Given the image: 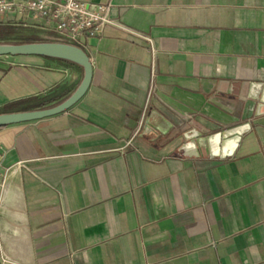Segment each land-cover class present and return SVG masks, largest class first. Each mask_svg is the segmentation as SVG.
Segmentation results:
<instances>
[{"label": "crops", "instance_id": "1", "mask_svg": "<svg viewBox=\"0 0 264 264\" xmlns=\"http://www.w3.org/2000/svg\"><path fill=\"white\" fill-rule=\"evenodd\" d=\"M82 1L117 23L86 42L89 90L0 128L6 264H264V0ZM0 26L53 35L17 11ZM83 77L0 56V109L57 106Z\"/></svg>", "mask_w": 264, "mask_h": 264}, {"label": "built area", "instance_id": "2", "mask_svg": "<svg viewBox=\"0 0 264 264\" xmlns=\"http://www.w3.org/2000/svg\"><path fill=\"white\" fill-rule=\"evenodd\" d=\"M12 11L43 19L53 33L51 42L68 44L83 50L89 39L99 38L106 27L117 25L111 16V5L82 0H0V14ZM146 39L153 46V41ZM1 161L0 154V163ZM6 262L0 249V264Z\"/></svg>", "mask_w": 264, "mask_h": 264}, {"label": "water", "instance_id": "3", "mask_svg": "<svg viewBox=\"0 0 264 264\" xmlns=\"http://www.w3.org/2000/svg\"><path fill=\"white\" fill-rule=\"evenodd\" d=\"M0 56H39L59 59L79 65L84 70V77L80 86L67 100L57 106L47 109L0 114V128L15 124L40 121L68 111L84 97L93 80L94 68L89 55L85 50L68 44L57 42L27 44L0 43Z\"/></svg>", "mask_w": 264, "mask_h": 264}, {"label": "trees", "instance_id": "4", "mask_svg": "<svg viewBox=\"0 0 264 264\" xmlns=\"http://www.w3.org/2000/svg\"><path fill=\"white\" fill-rule=\"evenodd\" d=\"M44 42L36 37V35L25 29L10 26H0V43L4 44H27ZM36 101V102H35ZM49 102L43 99L34 98L8 104L0 109V114L9 112H29L31 110L45 108Z\"/></svg>", "mask_w": 264, "mask_h": 264}, {"label": "rangeland", "instance_id": "5", "mask_svg": "<svg viewBox=\"0 0 264 264\" xmlns=\"http://www.w3.org/2000/svg\"><path fill=\"white\" fill-rule=\"evenodd\" d=\"M47 42H51V41H47Z\"/></svg>", "mask_w": 264, "mask_h": 264}]
</instances>
